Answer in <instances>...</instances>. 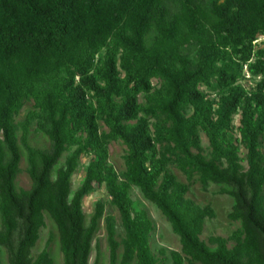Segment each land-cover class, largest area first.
<instances>
[{"label":"trees","instance_id":"trees-1","mask_svg":"<svg viewBox=\"0 0 264 264\" xmlns=\"http://www.w3.org/2000/svg\"><path fill=\"white\" fill-rule=\"evenodd\" d=\"M34 123L50 149L29 144ZM23 157L29 190L16 184ZM195 183L233 200L229 237L202 239L215 211L188 197ZM103 187L120 238L104 201L89 220L84 211ZM133 188L181 251L154 252ZM0 217L9 264H55L48 250L33 255L47 218L64 264H90L103 219L110 264H264V0H0Z\"/></svg>","mask_w":264,"mask_h":264},{"label":"rangeland","instance_id":"rangeland-1","mask_svg":"<svg viewBox=\"0 0 264 264\" xmlns=\"http://www.w3.org/2000/svg\"><path fill=\"white\" fill-rule=\"evenodd\" d=\"M263 39H260L261 41ZM243 84L249 86L247 81H243ZM33 106L32 102H28L21 115L17 118V123L20 125L25 121L27 112ZM240 116H236L235 125H239ZM22 131L19 130L18 136L21 140ZM203 146L207 149L208 139L202 133ZM28 142L31 146L38 149L48 150L50 149L49 139L40 131L37 130V125L34 123L30 128V134ZM244 152V150H243ZM126 153L125 146L120 142H114L110 145V163L115 167L118 172H122L125 169V164L123 156ZM65 158L62 160L64 162ZM89 158H83L81 160V168L73 176V189L76 190L84 177V169L87 166ZM27 161L25 157L22 159L21 163V173L19 174L16 184L17 187L29 190L32 187V181L27 174ZM172 171L178 176V178L187 183L186 177L177 169L172 168ZM220 187L216 185H210L206 189L200 184L195 183L189 193L188 197L193 199L195 202L202 206L210 205L215 211V217L213 219H208L205 224L204 233L202 239L209 243V238L211 236H222L229 237L235 230H237L240 225L238 223L229 220L228 215L233 206V200L226 195L220 194ZM132 197L137 201L141 207L147 210L151 219L155 224V232L152 236V248L154 252L162 258L163 253L161 249L166 250V256L169 255L170 251H181V244L179 237L173 232L170 223L163 216L161 211L152 203L147 201L139 190L133 188ZM104 201L106 203V216L109 214L113 215L118 223V236H122V228L120 226V216L118 210L110 204V197L107 193L105 187L96 191L94 194L86 197L83 202V208L86 213L88 220L94 213L95 205L98 201ZM0 229H1V217H0ZM232 245V244H231ZM48 250L53 258L55 259V264H64L63 254L60 250L59 245V233L55 228L53 222L47 218L46 226L41 232V238L38 242L36 248L33 251V255L36 258L42 251ZM100 257L99 264H110L109 262V248L107 242V231L105 219L100 223V228L96 234L95 241L93 242V252L90 259V264H95L97 258ZM170 261H168V264ZM0 264H9V257L6 250L0 246ZM199 264V263H197Z\"/></svg>","mask_w":264,"mask_h":264}]
</instances>
